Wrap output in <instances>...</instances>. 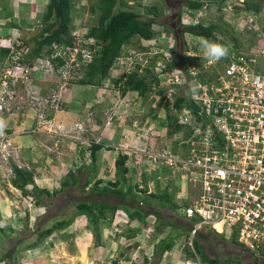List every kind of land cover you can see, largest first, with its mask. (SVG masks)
I'll return each instance as SVG.
<instances>
[{
    "label": "built area",
    "instance_id": "2783aa9c",
    "mask_svg": "<svg viewBox=\"0 0 264 264\" xmlns=\"http://www.w3.org/2000/svg\"><path fill=\"white\" fill-rule=\"evenodd\" d=\"M246 1L224 0L218 13L236 32L258 34L260 43L244 50L231 37L215 30L211 38L189 34L192 36L185 46L183 43L178 46L164 21L147 14V18L154 20L153 37L139 38L138 50L125 44L102 81L104 90L110 88L115 93L106 111L107 125L113 122L119 106L125 113L138 102L137 91L128 90L124 94L121 91L127 76L148 71L158 78L151 83L148 95L168 103L176 123L182 127L174 140L166 137L168 140L158 146L156 141L166 133L152 121L155 127L142 122L139 110H134L129 121L132 137L147 145L135 147L131 145L133 139L126 138L120 148L128 155L125 165L129 172L138 174L133 183L136 193H156L171 182L184 183L195 193L192 200L181 205L182 214L195 219L189 230L192 255L183 264H209L198 256L192 244L202 225L228 238L235 235L246 250L258 256L264 254V73L257 69L259 59L264 58V37H261V12L242 8ZM143 2L151 5L150 0ZM208 3L205 0L197 11L181 6L178 9L181 28L198 23L207 25L201 19L206 15ZM79 7V1L74 0V8ZM164 14L171 11L164 10ZM86 17L87 14L84 17L73 14L70 41L52 42L39 55H31L29 38L17 27H11L0 37L7 41V44L0 42V49H6L0 56V178L13 176L14 166L31 168L20 160V147L14 140L27 128L17 132L7 124L20 119V126L33 113L36 128L49 132L53 124L51 115L58 110L62 94L79 82L100 49L99 41L88 33ZM201 38L225 46L228 55L210 63L203 54ZM39 82L48 83L45 90ZM181 96L188 103L175 107L176 98ZM90 121L93 118L89 115L87 122ZM56 126L59 130L65 128L61 124ZM73 127L80 132L87 128L82 122ZM149 134L159 138H148ZM87 156L90 157V151ZM159 166L170 172L153 175ZM144 175L149 176L146 181ZM26 200L27 208L35 209L33 198L29 196ZM117 217L121 223H132L124 211H119ZM119 226L113 222L111 228L118 232ZM230 264L241 263L235 260Z\"/></svg>",
    "mask_w": 264,
    "mask_h": 264
},
{
    "label": "rangeland",
    "instance_id": "374dc122",
    "mask_svg": "<svg viewBox=\"0 0 264 264\" xmlns=\"http://www.w3.org/2000/svg\"><path fill=\"white\" fill-rule=\"evenodd\" d=\"M9 3L15 4L17 0H7ZM77 1V0H76ZM80 3L79 8H73V14L84 17L87 14V17L85 18L87 24L89 26L96 24L97 17L95 14H92L90 10V5L94 4L96 0H83V4H81L80 0H78ZM126 3V6H119V2L115 8V11L118 9H132L135 11H138L141 13V11L146 12V7H148V4L144 3L143 0H123ZM161 3V8L166 7L164 5V0H158ZM180 4H182L184 1L179 0ZM260 2L259 4L262 6L261 12V23L263 26V32L262 36L264 37V0H258ZM6 3V2H5ZM150 3H157L155 1L150 0ZM179 3H174L171 0L169 1V7H166L170 9L171 13L175 12L179 6ZM220 1L219 0H209V3L206 7V15L204 14L201 21L203 22H211L215 21V24H217V30L221 32L222 34L226 35L227 37H236L234 40L237 43V46L243 48L244 50L248 49L251 45L255 43H260V36L258 34H252L249 32H245L244 34L236 32L230 23L223 22L221 17L219 16V6ZM163 20L166 24V29H171L168 25L170 22V14L165 15L160 19ZM6 23H11L10 20H6ZM225 25L226 27H223ZM18 26V25H16ZM24 31V37L29 38L32 35L33 32L31 31V26H24L21 24L19 26ZM193 35V34H192ZM192 35H189L187 33H183V37L185 40L190 39ZM33 36V35H32ZM196 38V37H194ZM0 42L2 44H7V41L5 38H0ZM264 43V42H263ZM134 49L138 50L141 46H139L138 43H134L133 45ZM264 47V44H263ZM257 69L259 72L264 73V58L259 59L257 64ZM55 77L52 78L54 80ZM113 82V81H112ZM39 84L43 87V90H45L48 83L39 82ZM75 84V83H73ZM72 84V85H73ZM71 86V85H70ZM102 89H104L103 84H101ZM69 90V89H68ZM66 90L62 97L60 98L59 107L57 111H61L64 108H66L65 103L63 102V98L65 93L68 92ZM104 93L108 96V98L111 100L110 103H112V99L114 97V92L110 88H105L103 90ZM141 98H137V101H139L138 106L135 105V108L128 109L124 116L128 115L131 116L132 112L134 110H139L140 119L144 123H149L150 125H155L151 121H154L155 118L158 120L156 121V124L160 122L158 115L163 113V115H166L165 106L164 103L159 99L155 97H151L150 95H146ZM111 107V105H110ZM107 107V109H102L101 111L97 112V116L95 115V118L98 120V122H101L102 120H105L106 111L110 108ZM55 111L51 116H53ZM87 113H89L94 118V112L91 109L87 110ZM120 115H123V108L119 106L117 113L114 118L115 121L122 118ZM162 115V114H161ZM101 116V117H100ZM30 118L33 120L34 116L33 113H31ZM35 121V118H34ZM36 123V122H35ZM52 129L48 130L49 134H57V133H63V131H66V129H70L72 133H76L75 131H78V128L73 127L71 125L70 127H65L63 130H59L56 125H60V123H55L52 120ZM62 125V124H61ZM129 126V125H128ZM130 127V126H129ZM157 128L158 125L156 126ZM36 129V127H35ZM102 128H98L95 132L90 131H83L81 134L84 135L83 137L79 138H66V137H48L45 134H41V139L44 140V143L50 147V156L53 160H56L58 155V149L61 150V152H64L63 150L67 148V150L72 149L74 153V160L77 162L78 165H74L71 167L70 171L76 172L77 169L83 168V174L77 175V183L74 186H68L65 187L64 190H61L60 192H57L53 194L52 196H46L42 195L41 201L42 204L45 206L43 207H36L34 206L32 208H35V211H31L27 208V203L20 198L21 195L18 194L19 190H15L12 188V184L10 182V178H0V201L1 199H12L13 197H16L18 199L19 207H21L23 210L20 211L16 210L14 211V214H2L1 215V223L4 225V229L7 233H9V237H6L4 241L2 242L1 249H5L8 251H15V253L18 252V261L22 262V264H108L107 261L110 259V263H112V260H120L121 255L123 254L128 260L131 261V264H144V258L151 257V253L149 249V243H153L156 239H160L161 236H164L167 231H175L180 235V237L175 238L174 245L170 251H168L163 259L162 263L159 264H183L186 259L189 258L190 255V246H189V230L191 229L192 223L195 222L194 218L187 219L181 212V207L173 208L172 206H169L168 209L164 208L162 206L155 207V210L160 215H163L166 218V221H163L164 224L158 228L155 229L153 223H155L154 219L151 222H147L145 227V233L150 232L149 234L153 236H149L148 234L142 235V244L143 249H136V247H133L129 250L124 249L130 248L132 245L124 246L123 240L117 235L110 236L111 240L106 245L107 251H104L103 248H100L99 246L102 244V246H105V236L104 232L112 231V233H118L114 232L115 227H112L109 230L110 224L109 221H100L98 224V231H99V237L97 238L95 235V231L93 226L89 225L88 221L85 219V217L81 216L80 222H77L73 227L70 225L66 226L65 228L61 230H67V232L62 233L59 235L58 239L55 237L50 238L51 234L48 238H46L42 243H40L37 247L30 249V250H24V251H18V248L24 247L26 244L32 242L36 238V232L35 230L38 226H41L42 228H45L47 226H50L55 221L61 219V218H68L71 217L73 212L75 211V205L79 201H101L105 202L107 204H119L122 203V198L119 195L111 194V193H99L96 191H92V185L94 183L95 179H100L102 183L101 186L106 185L108 182L114 181L116 178V174L114 169L112 168V172L108 171V167L105 169H100L98 176L99 178H96L97 176L94 174H89V171L87 170L89 168V147L92 142L99 141L100 143L107 144V141L103 139V134L101 133ZM37 130V129H36ZM43 130L42 128L38 129L37 131ZM71 133V134H72ZM180 133V132H179ZM40 134V133H38ZM65 134V133H64ZM70 134V133H69ZM170 133L165 134V137H162L158 139L157 144L158 146H161L162 143L167 141L166 138ZM181 134V133H180ZM58 135V134H57ZM178 136V133L175 137ZM64 138V142L63 139ZM148 138H159V136H155L152 134H149ZM171 138V137H170ZM174 140V139H173ZM66 143V144H65ZM116 146L117 143H114ZM131 145L135 147H143L144 145H147V142L140 141L139 139L133 138V142H131ZM45 147V145H42V147L38 148V152L42 153L41 148ZM117 147L123 152L124 149L120 148L118 145ZM57 148V149H56ZM84 150L86 148V152H84V155L81 156L79 150ZM56 149V150H55ZM119 150V151H120ZM118 151V150H117ZM118 151V152H119ZM125 153V151H124ZM53 154V155H51ZM86 154V155H85ZM73 156V154H72ZM97 174V173H96ZM87 177L90 178V183L85 189H81V184ZM138 177L137 172L131 171L129 172V182L128 185H126V191L133 192V182ZM144 178V176H143ZM66 180H70L69 178ZM61 184V183H60ZM60 189V186L58 188L52 189V191H57ZM51 191V192H52ZM17 193V194H14ZM148 195H140V198H145L147 203L141 202V205L143 208L151 209L153 206H156L154 204V198ZM24 197V196H23ZM26 199V198H25ZM34 200V199H33ZM21 203V204H20ZM34 203V202H33ZM15 204V202H14ZM17 204V203H16ZM15 204V206H16ZM25 205V207H24ZM41 205V204H40ZM25 208L29 210L30 214H24ZM37 208V209H36ZM25 211V212H24ZM19 215V216H18ZM9 217L10 219H7ZM120 217V216H119ZM119 217L116 218V215L113 219L116 225L121 224L119 226L120 229H126L128 226V223L122 222L119 219ZM151 219V218H149ZM194 219V220H193ZM186 220H189L187 222ZM157 221V220H156ZM169 222L171 224H169ZM73 223V221L71 222ZM130 225H133L132 223H129ZM219 227V226H218ZM117 230V229H116ZM119 230V229H118ZM58 230H56L57 232ZM120 233V231H119ZM171 233V232H170ZM141 238L139 240H141ZM193 240H197L198 243L201 245V250L210 258H218L222 263V261L226 260H239L241 264H264V258L262 256H258L256 254H252V252L246 250L242 245L236 244L231 242L226 235H216L210 227H205V225H202V227L199 229L197 234L194 235ZM106 243V242H105ZM99 247V248H98ZM105 248V247H104ZM22 249V248H21ZM113 250V251H111ZM120 250V251H119ZM144 250V251H143ZM2 251V250H1ZM152 251V250H151ZM120 252L122 254H120ZM113 254V257L110 258L109 255ZM198 256L200 257V253H198ZM147 264H157L155 260L149 259Z\"/></svg>",
    "mask_w": 264,
    "mask_h": 264
},
{
    "label": "trees",
    "instance_id": "16d2710c",
    "mask_svg": "<svg viewBox=\"0 0 264 264\" xmlns=\"http://www.w3.org/2000/svg\"><path fill=\"white\" fill-rule=\"evenodd\" d=\"M220 5H222L224 0H219ZM119 2V6H126L123 0H96L94 4L90 5V10L92 14L97 17L96 24L89 27V35L94 36L100 43L101 47L98 50L93 62L86 68L84 76L79 80L80 84H91L96 86H101L103 79L108 75V71L115 58L121 53L123 46L128 43L132 38H151L154 35V30L152 28L153 18H147V14L153 15L157 19H161L163 15V7L161 8V3L152 4L146 7L145 15L142 13L132 10V9H118L115 8ZM258 0H248L242 4V8L245 10H254L260 12L262 6L259 4ZM205 4V0H184L182 6H187L188 8L197 11ZM74 8V0H49L46 4L45 11L43 12L41 22L42 27L39 32L35 33L28 43L31 46V55H39L44 47H48L52 42H63L68 43L70 41L69 31L72 21ZM180 11V10H178ZM217 24L215 21L208 22L207 25L198 23L191 27H182L181 41L185 46L186 40L183 37V33L207 36L213 35V31L217 30ZM167 27V26H166ZM223 27H226L223 25ZM170 30V29H169ZM233 40L236 39L233 36ZM237 44V43H236ZM6 53V49H0V56ZM173 65V64H171ZM158 80L157 75L151 74L145 71L143 74L132 73L127 76L124 86L122 87V93L126 91H137L140 96L148 95L150 90V85L154 81ZM116 83L117 80H114ZM187 98L184 96L177 97L174 103L175 107H179L182 104H187ZM165 106V117L166 122L164 124L166 133H174L181 131V126L176 123L175 117L172 113V109L169 107L168 103ZM104 146L101 143L92 142L90 144V165L89 168L93 169V164L97 161V153ZM128 158L126 153L119 152L115 159V174L116 178L114 181L108 182L106 185L101 186L102 181L96 179L92 185V191L99 193H111L119 195L122 198V203L119 204H107L101 201H79L75 205V211L68 218H61L55 221L50 226L42 228L38 226L35 230L36 238L34 241L26 244L24 247H19L18 251H26L37 247L46 238H48L54 231L61 230L66 226L70 225L73 219L77 217H85L89 225L93 226L95 235L99 237L98 224L100 221H109L113 225V218L119 211H124L128 214L129 218H137L138 221L144 222L143 220L150 214L155 216V223H153L154 228H160L166 218L160 215L152 209L143 208L141 202L147 203L145 198H140L138 193L135 191H126V185L129 180V170L125 165ZM91 166V167H90ZM87 168V170H90ZM13 176L10 177V182L12 186L16 187L22 192V196L28 198L29 196L34 199V204L41 206L42 195L52 196L53 194L64 190L65 187L74 186L77 183V175L83 174V168H79L74 171H69L60 184V189L57 191L49 192L46 189H39L34 185L33 171L31 169L20 168L17 166L13 167ZM95 172V171H94ZM70 179L69 181L66 179ZM90 183V178L87 177L81 184V189H85ZM31 184V188L27 189L26 186ZM144 194V193H143ZM151 194L153 198L157 197L154 193ZM148 195V194H144ZM35 205V206H36ZM27 206V205H26ZM173 208L178 207V205H171ZM27 211V213L25 212ZM24 214H30L29 210L25 208ZM1 218V213H0ZM157 220V221H156ZM194 220V219H193ZM169 224H171L169 222ZM208 227V226H205ZM211 230L219 236L221 234ZM197 234V233H196ZM4 229V225L1 223L0 219V264H22L18 261V252L8 251L1 249L2 242L6 237H9ZM175 234H170L162 237L157 241L152 249L151 257L144 258V264H147L148 260L152 258L157 264L162 263L164 255L170 251L174 245ZM231 242L240 244L235 235H231L228 238ZM194 250L196 253H200V257L203 261L209 264H219L221 261L218 258L208 257L202 250L201 245L197 240L192 241ZM241 245V244H240ZM243 247V246H242ZM2 250V251H1ZM253 254V253H252ZM190 255H192L190 253ZM264 258V254L261 255ZM235 260L222 261L221 264H230ZM240 263L239 260H236Z\"/></svg>",
    "mask_w": 264,
    "mask_h": 264
},
{
    "label": "crops",
    "instance_id": "0c3cea01",
    "mask_svg": "<svg viewBox=\"0 0 264 264\" xmlns=\"http://www.w3.org/2000/svg\"><path fill=\"white\" fill-rule=\"evenodd\" d=\"M48 1L49 0H20V1H17L15 4H13V3H9L7 0H0V37L3 36V34L7 33L11 27H17L18 29H20L21 33L24 34L23 29L19 27L21 26V24L24 26H31L30 32H33L32 35L39 32L40 28L42 27L41 18H42L43 12L45 11V7ZM152 1H155L157 3L160 2L158 0H152ZM152 4L154 3H151V5ZM182 4L179 3L178 9L182 6ZM164 5L170 8V6L165 3V0H164ZM166 7H163V12L164 10L165 11L168 10V8ZM141 13L145 15L143 11H141ZM6 20H10L11 23H6ZM138 39H139L138 37H134L126 44L128 46H133L135 42L139 43ZM103 90L104 89H102V86L75 83L69 87L68 92L65 93L64 95L62 103H65L66 108H64L61 111H57V113L53 115V121L55 123H60L64 125L65 127H70L71 125H74L75 123L82 122L86 124V127H87L85 130L86 132L90 131L92 133V132H95L98 128L99 129L102 128L101 133L103 134V139L107 141V144H104L101 142V144L104 147L101 148L100 151H98L97 161L96 163L93 164V169L91 168L90 170H88L89 174L91 175L95 174L97 176L96 178H99L98 173L100 169H105L106 167H108V171H111L112 168L115 171V159L117 157V154L119 152L124 153V151L122 152L117 147V145L121 147L123 142H125L126 138L130 141L131 139H133L132 137L133 130L131 129V127L128 126L129 121H130V117L128 115L124 116V113H123V115H121L122 118L115 121V123L113 121L109 125L106 124V118L104 121L102 120L101 122H98V120L95 118V115L97 116L96 114L97 112L101 111L102 109H107V107H110V105H112V103H110V99L108 98L106 93L103 92ZM130 92H134V91H130ZM135 96H138V98H141V99L143 97L140 95H135ZM138 105H140L139 101L137 102L136 106ZM88 109L93 110L94 118L90 114L87 113ZM161 114L158 115L159 117L158 122H160V126H159V123L156 124V121L158 120V118L157 119L155 118V120L152 122H154L156 126L158 125V127H160V129L165 134L166 131H165L164 124L166 122V117L165 115H163V113ZM89 115L90 117L93 118V122L92 121L87 122V118ZM30 116H31V113H29L28 118L20 126L18 125V123L20 122V119H16V121H13V120L10 121L7 124V126L12 129H15L17 132H19L20 129H22V127L27 128V132L21 135L18 134L17 136H15V139H14L20 147V160L22 162L27 163L31 167L30 169L33 171L34 185H36L39 189H46L47 191L51 192L52 189L58 188V186H60V183L64 179L65 175L71 170V167H73L74 165H78V164L74 160L75 158H74V153L72 149L67 150V148L63 150L64 152H61V150L58 149L57 158L56 160H53L49 154L51 148L48 147L44 143V140L41 139L40 135L45 134L48 137H51L54 135L53 137L59 138L58 139L59 141L61 139L60 137H66V138L69 137V138L76 139V136L83 137L84 135H82L81 134L82 132H80L79 130L75 131L76 133L71 132L72 134L71 133L69 134L66 131H63V133H57L58 135L56 133L49 134L45 130L37 131L38 129L37 128H36L37 130L35 129V127L37 126L34 121V118L32 120ZM177 133H179V131L169 134L167 138L169 140H173ZM62 139L64 142V138ZM97 143H100V142L97 141ZM114 143H117V145L115 146ZM42 145H45V147L41 148L42 153H40L38 152V148L42 147ZM77 150H79V148ZM117 150L118 151L120 150V151L118 152ZM86 151H87L86 148L81 151L79 150L81 156L84 155V152ZM89 164H90V157H89ZM169 172L170 170L168 168L159 166L158 168L155 169V171L153 172V175H157V174L166 175ZM150 177H153V176H150ZM148 178L149 176L144 175L145 181ZM31 186H32L31 184H28L26 188L30 189ZM12 188H14L15 190L17 189L14 186H12ZM187 191H189V196L186 197ZM19 192L22 194V192L19 190L18 191L19 195H21ZM14 194H17V193H14ZM154 194L157 196L154 198V202H153L154 204H156V206H153V208L151 207V209H155V207L157 206H162L168 209L169 206L174 205V204L178 205V207H181L182 204H186L187 202L192 200V198L195 196V193L190 189V187L188 189V187L184 183H179V182L177 183L171 182V185L169 187H167L166 189L159 188ZM17 195L16 197H13L12 195L13 201L7 198L1 199L0 201L1 215L11 214V213L13 215L14 211L16 210L17 211L19 210L20 213H22L21 211L23 209L19 207L18 199H16ZM138 195L140 196V194ZM20 198L23 199L27 203L25 196L23 197L21 195ZM14 202L15 204L17 203L16 206ZM42 206L44 207L45 205L44 204H41V206L36 205V207H42ZM80 218L81 217H77L73 219V223H71L70 226L73 227L77 222H80ZM7 219H10V218L7 217ZM130 219L133 225H130L128 223V226L126 227V229L119 230L120 233L118 231V233L113 234L110 230L112 225L109 223L110 226L108 227L110 231L108 232L105 231L104 235H102L103 237L104 236L106 237L104 241L105 246H102L101 244L99 247L103 248L104 251H107L108 247L106 245H108L109 243L107 242L111 240L110 236L116 237L118 235L123 240L124 244H126L124 246H129L130 244L132 245L130 248L124 247V249L129 250L133 247H136L135 250L141 249V248L143 249L142 238H141L142 235L148 234L149 236H153L152 233L151 235L149 234L152 231H149L148 233L144 232L145 231L144 225H146L148 221L149 222L153 221L152 219L155 220V216L150 214L148 217H146L143 220L144 221L143 223L141 221H138L137 218H130ZM112 221L114 222V219ZM186 221L189 222V220H186ZM65 232H67V230L65 229L58 230L57 232L55 231L54 232L55 234L52 233L53 235H51L50 238L55 237V239L56 238L58 239L59 235ZM172 232L173 231H167L164 236H161V238L167 235H170V234H175V235L177 234V237H180V235H178L176 231L174 233ZM140 238L141 240H139ZM157 241H159V239H156L153 243H149L150 244L148 246L149 249L152 250L154 244ZM151 250H150V253L152 252ZM120 254L122 253L120 252ZM109 257L112 258L113 254L109 255ZM110 261L111 260L109 259L107 263L108 264H131V261L128 260V258H126L123 254L120 257V260L119 259L112 260V263H110Z\"/></svg>",
    "mask_w": 264,
    "mask_h": 264
},
{
    "label": "clouds",
    "instance_id": "9594fccd",
    "mask_svg": "<svg viewBox=\"0 0 264 264\" xmlns=\"http://www.w3.org/2000/svg\"><path fill=\"white\" fill-rule=\"evenodd\" d=\"M200 43L204 50L203 54L209 60L210 63H214L220 60L222 57L228 55L227 48L219 43L210 41L206 38H201Z\"/></svg>",
    "mask_w": 264,
    "mask_h": 264
},
{
    "label": "water",
    "instance_id": "95a60500",
    "mask_svg": "<svg viewBox=\"0 0 264 264\" xmlns=\"http://www.w3.org/2000/svg\"><path fill=\"white\" fill-rule=\"evenodd\" d=\"M165 3L167 5H169V0H165ZM170 19H171V23L168 25L174 36H175V39H176V44L178 46H181L182 45V41H181V34H182V28L180 26V19H179V13L178 12H175V13H172L171 16H170Z\"/></svg>",
    "mask_w": 264,
    "mask_h": 264
},
{
    "label": "flooded vegetation",
    "instance_id": "af4514ba",
    "mask_svg": "<svg viewBox=\"0 0 264 264\" xmlns=\"http://www.w3.org/2000/svg\"><path fill=\"white\" fill-rule=\"evenodd\" d=\"M170 1V0H169ZM172 2H174V3H179L180 1L179 0H171ZM175 12H178V8H177V10L175 11ZM175 12H172V13H175ZM171 13V14H172ZM171 14H170V16H171ZM170 22H171V20H170Z\"/></svg>",
    "mask_w": 264,
    "mask_h": 264
},
{
    "label": "bare ground",
    "instance_id": "6f19581e",
    "mask_svg": "<svg viewBox=\"0 0 264 264\" xmlns=\"http://www.w3.org/2000/svg\"><path fill=\"white\" fill-rule=\"evenodd\" d=\"M219 226V224H216V227H218ZM219 228V227H218Z\"/></svg>",
    "mask_w": 264,
    "mask_h": 264
}]
</instances>
